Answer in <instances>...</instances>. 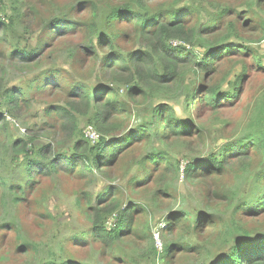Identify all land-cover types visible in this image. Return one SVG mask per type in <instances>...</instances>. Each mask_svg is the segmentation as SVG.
<instances>
[{"label": "rangeland", "instance_id": "obj_1", "mask_svg": "<svg viewBox=\"0 0 264 264\" xmlns=\"http://www.w3.org/2000/svg\"><path fill=\"white\" fill-rule=\"evenodd\" d=\"M128 1L130 0H0V15L13 16L16 4L22 9V13L25 12V30L13 31L9 34L7 42L33 52L39 42L45 41L47 50L35 49L37 53H43L45 56L41 61L40 71L57 70L64 88L70 89L83 84L86 88L94 89L95 96V91L101 87L114 91L112 94L104 92L100 97L101 103L107 97H118L119 103L114 109L120 114L114 115L111 112L106 115L105 123L121 125V133L117 131L102 135L90 122L89 116L94 111L89 110L86 117L80 118L79 126L90 146L96 147L97 142L103 139L104 145L109 147L129 133L146 130L147 133L143 136L145 140H151L155 149L173 158L170 161L178 160L179 170L177 173H168L165 170L167 159L160 164L148 163L145 156L150 149V143L135 139L129 142L126 139L122 141V145L128 150L123 154H116L114 162L109 164L104 172L95 173L89 178L58 171L42 176L35 179L34 189L27 192L25 201L14 205L10 188L12 184H21L24 174L11 150L5 148L0 138V183L4 182V189L0 187V264H39L49 250L70 237L74 239L71 240L73 244L65 247L64 260L75 264H198V253L203 250V242L214 237L220 227L208 225L205 229V225H202L197 233L188 237L192 241V251L185 250L182 253L181 250L174 249L166 257L160 258L164 247L172 243V237H169L167 231L169 223L174 221H169L170 217L182 215V219L186 218L191 227H198L197 219L200 220L204 216H220L225 220L230 209L222 208L217 203L213 191H221L229 198L231 197L227 192L235 193L238 201L245 196H248L245 200L254 197L248 205L250 207L264 205V183L255 189L252 179L245 183L242 181L243 177L236 176L237 174L235 177L228 175L221 179L214 178L215 180L197 174L190 180L184 178L189 163L211 156L220 157L230 149L228 145L235 147L250 130L249 123L254 113L264 103V37L260 34L261 24H264V0H180L175 7L170 1L163 0H146L144 4L147 10L158 13L168 11L172 7V11L175 8L183 9L184 13L179 12L175 16H184V21L197 26L209 23L219 10L228 11L223 15L222 22L215 24L214 30L222 31V26H232L243 40L230 47L243 46L252 49L251 52H214L217 59L212 61L210 72L187 76L192 79L200 75L196 79L200 86H203V90L196 91V96L200 99L208 97V91L215 86H220L219 92L226 95L233 90L229 88V83L240 79L234 92L236 94H232L231 98L219 100L221 108L216 110L207 106L204 100L187 105L183 95L178 97L174 92L173 84L166 83L156 90L145 94L133 93L128 97V83L119 76L106 73L104 80L97 82L99 71L105 62L101 61V53L94 56L84 52V47L88 44L89 29L92 25L98 26L100 30L105 29V24L100 20L101 15ZM92 5L99 8L95 16L90 9ZM55 18L72 21L75 26L66 34L51 35L55 25L50 24L51 29H46V23ZM128 27L129 21L120 18L112 19L106 28L108 34L114 31L115 34H120L116 44L118 51L124 55L139 50L133 42H127ZM172 45L191 49L181 42H173ZM198 55L205 59L202 54ZM252 55L260 59L261 68L257 67L258 63ZM105 56L107 57V54ZM35 77L37 74L8 70L5 80L9 88H24L26 81ZM131 80L134 85L133 78ZM159 90H165V93H160ZM51 99L54 103H62L59 97ZM2 100L0 108L4 106ZM49 101L51 100L34 101L33 107L26 112L7 116L9 118L6 122L11 136L23 138L25 130L45 123L44 107ZM164 109L170 110L176 118L187 121L196 132L190 138H169L165 140L166 146L161 145L158 134L163 135L165 132L162 131L161 119L168 115L162 113L157 118V113ZM89 129H92L95 135L92 131L87 134ZM95 136L96 143L93 142ZM47 142L48 139L41 138L37 144ZM60 152L69 155L67 148L60 149ZM263 169L264 163L260 171ZM252 175H255V172ZM135 177L143 178V184H131L130 180ZM109 193L120 206V211L129 206H134L132 209L137 211L132 222V235L123 241L119 251L109 254L124 257L121 263L111 256H103L101 246L89 240L90 226L85 219L87 205L108 200ZM87 195L88 200L85 202ZM45 213L50 216L49 220L41 217ZM239 215L244 214L239 212ZM256 217L255 220H246L243 224L254 233L258 232L255 233L257 236L235 239L226 253L230 252L233 246L264 237V216ZM6 224H15L17 231L5 230L3 226ZM108 226H111V222ZM108 226L106 223V227ZM84 235V238H74ZM25 242L34 243L31 250L27 254H17L15 248ZM216 248V242H209L205 251L203 250V255L215 252ZM224 257L222 255L215 259L214 256L212 260L222 261Z\"/></svg>", "mask_w": 264, "mask_h": 264}, {"label": "trees", "instance_id": "obj_2", "mask_svg": "<svg viewBox=\"0 0 264 264\" xmlns=\"http://www.w3.org/2000/svg\"><path fill=\"white\" fill-rule=\"evenodd\" d=\"M163 1H170L173 7L180 2V0ZM145 2L146 0H130L121 6L111 8L100 17L101 22L105 24V29L100 30L95 25L90 27L88 44L84 47V52L94 56L101 53V61L105 62L99 71L97 82L101 83L106 73L111 76H119L128 83V97H131L133 93L145 94L156 90L166 83L173 84L175 85L174 92L178 97H181L182 94L187 105L204 100L212 110L221 108L219 100L231 98L232 94H236L234 92H236L235 89L238 87L240 79L229 83V88L231 87L233 90L228 94H221L219 92L221 87L215 86L208 91V97L200 99L196 96L197 90H203V86H200V83L196 81L200 75L192 79L187 76L196 75L198 72L199 74L210 72L212 61L217 59L214 52L215 54H239L242 52L241 50L251 52L252 49L243 46L230 47V45L243 40L232 26H222V31L214 30L215 24L222 22L223 15L228 11L219 10L209 23L197 26L184 21V16L180 18L175 16L179 12L184 13L183 9L175 8L172 11V7L163 13L152 12L144 7ZM14 6L13 16L0 15V100H4H2L4 106L0 108V138L5 148L8 147L11 150L17 165L21 166L24 174L21 184L11 185L13 204L23 203L27 192L34 189L35 179L42 176L52 175L58 171L67 175L74 174L89 178L95 173L104 172L108 165L114 162L116 154H123L128 150L126 146L122 145V141L126 139L129 142L132 139L148 141L150 149L145 156L148 163L160 164L167 159L165 170L171 174L177 173L179 161L176 159L173 162L170 161L173 158L163 151L155 149L151 140H145L143 136L147 133L146 130L129 133L128 136L118 139L109 147L104 145L103 139L97 142L96 147L89 145L90 142L84 138L81 132L80 118L86 117L88 111L93 110L89 120L102 135L117 131L121 133V125L105 123L106 115L108 116L111 112L114 115L120 114L114 109V106L119 103L118 97H107L101 103L100 96L104 92L112 94L114 91L101 87L95 91L97 92L95 96L94 89L86 88L83 84L70 89L64 88L57 70L40 71L41 61L45 56L43 53H37L35 49L38 51L47 50L45 41L39 42L33 52L7 42L10 33L16 29L25 30L27 26L25 12L22 13V9L17 4ZM90 9L95 16L99 8L92 5ZM160 14L161 16H159ZM120 18L129 21L127 42H133L134 45H137L136 48H139L132 54L120 53L116 44L120 34H115L116 31L108 34L106 31L108 23L112 19L119 20ZM50 24L55 25L51 35L66 34L75 26L72 21L61 18L48 21L46 29H51L52 25ZM260 34L264 37V24H261ZM173 42H181L191 49L175 47L172 45ZM198 54H202L205 59L200 58ZM252 57L258 63L257 67L261 68L260 59L256 55H252ZM8 70L37 74V77L28 79L24 88H9L5 80ZM37 71L38 73H35ZM131 78H133L134 85H132ZM159 92L164 94L165 90H159ZM52 97H59L62 103H54ZM47 100L51 101L44 107L45 123L34 125L25 130L23 138H13L6 122V119L9 118L7 116L26 112L33 107L34 101L44 102ZM162 113L167 114L168 117L161 119L162 131H165L163 135L158 134L161 145L166 146L165 140L169 138L179 139L184 136L190 138L196 132V129L187 124V121L176 118L168 109L157 113V118ZM254 114L249 123L250 130L240 142L236 143L235 147L228 145L230 149L227 153H222L220 157L211 156L205 160L189 163L186 166L184 178L190 180L197 174L204 178L221 179L228 175L235 177L237 174L236 176L243 177L242 181L245 183L252 179L255 189L263 184L264 169L260 171V167L264 163V103ZM153 125L155 124L153 123ZM197 130L199 131V129ZM41 138L48 139V142L37 144ZM64 148L69 150L68 156L61 154L60 149ZM254 172L255 175H252ZM143 182V178L139 177L130 180V183L135 185L143 184ZM0 187L4 189V182L0 183ZM227 193L231 198L221 191H213L217 203L222 208L230 209L226 214L228 218L225 220L215 215L213 218L204 216L200 220L197 219L198 227H191L187 224L186 218L182 219V215L170 217L169 221L170 219L174 221L169 223L167 231L169 237H172V243L164 247L160 258L166 257L174 249L181 250L182 253L185 250L192 251L194 248L190 246L192 241L188 237L192 233H197L202 225H205V229L208 225H218L220 230L217 234L206 239L202 245L205 251L209 242H216L215 252L203 255V250H201L198 253V264H264V237L254 238L236 247L233 246L231 251L226 253L235 239L242 237L250 239L257 236L255 233L258 232L254 233L244 226L243 223L246 220L253 221L257 215L264 216V205L260 207L248 206L254 197L245 200L248 197L245 196L238 201V196L235 193ZM88 196L84 199L85 202L88 200ZM113 198V195L109 193L108 200L99 201L93 205L89 203L85 219L90 226L89 240L101 246L103 256H111L121 263L124 257L109 254L119 251L123 241L132 235V222L137 211L132 209L134 206L120 211V206ZM1 202H3L2 195ZM239 212L244 215L240 216ZM41 217L49 220L50 216L45 213ZM109 222H111V226H108ZM106 223L108 227H106ZM3 227L9 232L17 231L15 224H6ZM81 237L84 238L85 235L74 236V238ZM71 240L74 239L67 238L65 242H61L57 247L49 250L39 264H75V262L64 260L65 247L73 244ZM32 244L34 243H21L15 248V251L17 254L19 252L27 254L31 250ZM151 253H153V249ZM151 253L147 252V254ZM222 255L225 256L222 261H215ZM214 256L215 259L212 260Z\"/></svg>", "mask_w": 264, "mask_h": 264}, {"label": "built area", "instance_id": "obj_3", "mask_svg": "<svg viewBox=\"0 0 264 264\" xmlns=\"http://www.w3.org/2000/svg\"><path fill=\"white\" fill-rule=\"evenodd\" d=\"M91 131H92V129H89V130L87 131V134H89ZM92 132H93V131H92ZM93 133H94V132H93ZM94 135H95V133H94ZM96 140H97V138H96V136H95V139L93 140V142L96 143Z\"/></svg>", "mask_w": 264, "mask_h": 264}]
</instances>
